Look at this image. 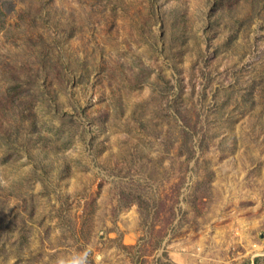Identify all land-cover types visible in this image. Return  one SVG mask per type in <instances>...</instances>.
Segmentation results:
<instances>
[{"label": "rangeland", "instance_id": "obj_1", "mask_svg": "<svg viewBox=\"0 0 264 264\" xmlns=\"http://www.w3.org/2000/svg\"><path fill=\"white\" fill-rule=\"evenodd\" d=\"M264 0H0V264H261Z\"/></svg>", "mask_w": 264, "mask_h": 264}, {"label": "trees", "instance_id": "obj_2", "mask_svg": "<svg viewBox=\"0 0 264 264\" xmlns=\"http://www.w3.org/2000/svg\"><path fill=\"white\" fill-rule=\"evenodd\" d=\"M261 264H264V258L262 259Z\"/></svg>", "mask_w": 264, "mask_h": 264}]
</instances>
